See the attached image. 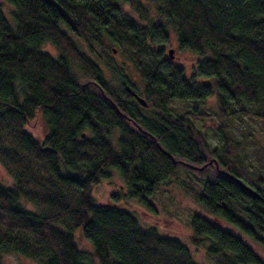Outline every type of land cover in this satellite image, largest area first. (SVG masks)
<instances>
[{"label":"trees","instance_id":"trees-1","mask_svg":"<svg viewBox=\"0 0 264 264\" xmlns=\"http://www.w3.org/2000/svg\"><path fill=\"white\" fill-rule=\"evenodd\" d=\"M147 1H0V166L12 179L11 187L0 185V257L12 253L36 264H197L176 238L140 227L114 204L116 197L97 205L90 193L113 170L127 196L147 204L176 175L179 165L170 155L194 166L215 160L226 174L208 165L204 170L214 174L197 191V202L264 251V175L248 184L234 142L214 149L199 144L193 122L204 121V111H167L173 100L214 98L215 118L264 123V0ZM169 32L178 50L201 57L188 76L164 57ZM46 44L56 57L41 51ZM114 51L122 64L110 60ZM37 115L47 129L42 141L25 130ZM22 199L35 211L24 209ZM188 226L195 244L210 241L205 252L213 264H263L216 223L194 214ZM77 230L91 243L90 254L75 242Z\"/></svg>","mask_w":264,"mask_h":264},{"label":"rangeland","instance_id":"rangeland-1","mask_svg":"<svg viewBox=\"0 0 264 264\" xmlns=\"http://www.w3.org/2000/svg\"><path fill=\"white\" fill-rule=\"evenodd\" d=\"M1 1V0H0ZM143 5L148 6L147 0H141ZM123 11L129 18L139 20V15L130 11L128 6L123 7ZM4 15L9 16L10 7L3 5ZM150 18L154 16V10L150 8L148 13ZM5 16V17H6ZM7 18V17H6ZM8 19V18H7ZM144 21L142 20V23ZM72 40L77 41L74 36L70 34ZM105 42V39L102 38ZM78 44H80L78 42ZM81 50H85L83 44L80 45ZM173 48V58L171 62L181 66L185 75L192 72L195 62L201 57L193 54L187 50H178L175 45V36L169 32L167 46L164 49V57H167V49ZM98 50V49H97ZM41 51L49 53L56 57L57 53L50 44L43 45ZM86 52V50H85ZM110 60L122 64L124 61L120 54L116 51L108 53ZM99 63V62H98ZM125 63L126 75L130 81L138 88L141 87L139 78L133 67ZM103 66V65H101ZM77 78L83 83L86 79L78 72H75ZM103 75L110 80V76L103 69ZM111 81V80H110ZM113 89L117 88L114 81L111 82ZM249 108V107H248ZM186 110H194L195 112L204 111L208 117H204V121L195 119L194 126L201 133L197 135V141L200 145H207L209 148H219L223 145L235 144V153L241 160V167L246 171V181L250 185H254L255 175H264L263 161H264V123L261 121L255 123H247L245 119L230 118L224 116L223 118H215L213 116L217 113V103L214 98H207L203 101H171L168 112L169 113H183ZM25 130L30 133L36 140L42 141L47 133L46 125L43 119L37 115L26 126ZM115 134L111 140L114 141ZM206 154V160L208 158ZM176 175L161 182L159 186L153 191L151 196L146 197L144 204L137 198H130L127 196V188L119 175L111 170L110 177L103 179L91 188V196L97 205H109L113 197L116 206L123 208L130 213L142 228L153 227L162 235L176 238L184 244L190 251L191 257L197 264H213V261L206 255L205 249L211 245L210 241L202 239L200 244H195L192 241V232L188 226V221L194 214L202 216L204 219L212 221L220 226L222 229L235 234L240 237L246 246L258 256L264 264V251L262 248L244 237L241 233L231 228L224 222L216 220L212 215L207 213L197 202L196 193L200 187L205 183L207 176L214 174L210 168L202 172L196 170H189L178 164ZM0 185L3 187H11L12 179L0 166ZM115 195V196H114ZM113 196V197H112ZM21 199V198H20ZM22 207L28 211H35L34 206L25 202L22 199ZM150 204V205H149ZM75 242H77L79 249L84 250L90 254L92 252V245L84 238H80V231L77 230L74 234ZM1 264H36L34 261L26 259L16 254L8 253L1 255ZM94 261V260H93ZM97 264V263H95Z\"/></svg>","mask_w":264,"mask_h":264},{"label":"water","instance_id":"water-1","mask_svg":"<svg viewBox=\"0 0 264 264\" xmlns=\"http://www.w3.org/2000/svg\"><path fill=\"white\" fill-rule=\"evenodd\" d=\"M173 51H174L173 48H169V49H167V56H168L169 59H172V58H173V55H172ZM125 90H126L130 95H132V96L134 97V99L137 101V103H139V104H140L141 106H143V107L146 106V102H145V100H144L143 98L139 97L136 93H134V92H133L128 86H125ZM99 91H100L101 96H102L104 99L108 100V101L111 103V105L117 110V108H116L115 105L112 103V101H110V99L107 98L101 90H99ZM118 113H119V112H118ZM119 115H120L122 118H124V119H126V120L128 121V118H126L123 114L119 113ZM136 128H137L138 131L143 132V130H142L139 126H136ZM169 158L171 159V161H172L173 164H180V165H182V166L188 167L189 169H191V170H196V171H198V172L204 170L208 165H210V164L213 162V163H215V169H216L217 173H219V174H226V173L223 172L222 170L218 169V167H217V163L215 162L214 159H211L210 161H208L207 163H204V164L201 165V166H194V165L189 164V163H187V162H184V161H181V160H178V159H174L171 155L169 156ZM240 184H241V183H240ZM247 190H248L249 192H251L250 189L247 188Z\"/></svg>","mask_w":264,"mask_h":264}]
</instances>
